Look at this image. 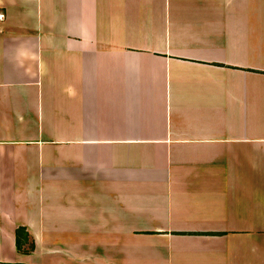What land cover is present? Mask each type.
<instances>
[{
	"label": "crops",
	"instance_id": "0c3cea01",
	"mask_svg": "<svg viewBox=\"0 0 264 264\" xmlns=\"http://www.w3.org/2000/svg\"><path fill=\"white\" fill-rule=\"evenodd\" d=\"M0 264H264V0H0Z\"/></svg>",
	"mask_w": 264,
	"mask_h": 264
},
{
	"label": "trees",
	"instance_id": "16d2710c",
	"mask_svg": "<svg viewBox=\"0 0 264 264\" xmlns=\"http://www.w3.org/2000/svg\"><path fill=\"white\" fill-rule=\"evenodd\" d=\"M17 232H18V230H17ZM17 244H18L19 248L22 247L21 240L19 238H17Z\"/></svg>",
	"mask_w": 264,
	"mask_h": 264
},
{
	"label": "rangeland",
	"instance_id": "374dc122",
	"mask_svg": "<svg viewBox=\"0 0 264 264\" xmlns=\"http://www.w3.org/2000/svg\"><path fill=\"white\" fill-rule=\"evenodd\" d=\"M27 237V236H26Z\"/></svg>",
	"mask_w": 264,
	"mask_h": 264
}]
</instances>
